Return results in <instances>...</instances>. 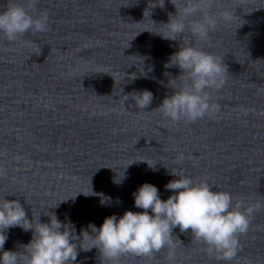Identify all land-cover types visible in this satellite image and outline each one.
I'll use <instances>...</instances> for the list:
<instances>
[{"label":"water","instance_id":"water-1","mask_svg":"<svg viewBox=\"0 0 264 264\" xmlns=\"http://www.w3.org/2000/svg\"><path fill=\"white\" fill-rule=\"evenodd\" d=\"M7 2L0 0V9ZM150 3L157 0H39L49 31L17 42L0 34V199L19 200L29 220L48 223L54 213L80 236L111 215L143 211L132 193L144 183L166 200L173 193L165 185L178 178L170 171L205 178L245 206L264 204V0H246L235 9L238 19L221 23L200 44L223 57L228 70L213 93L219 112L176 124L153 111L171 94L169 76L180 74L165 65L182 38L158 35L176 9L170 0L149 9ZM231 4L221 0L222 7ZM143 90L153 93L144 111L124 101ZM180 153L185 159L177 162ZM173 234L174 264H224L190 230ZM7 235L4 251L32 239L20 227ZM239 242L231 264H264V208ZM99 255L78 248L74 264H106ZM166 255L167 249L152 257L129 254L119 264H169Z\"/></svg>","mask_w":264,"mask_h":264},{"label":"clouds","instance_id":"clouds-1","mask_svg":"<svg viewBox=\"0 0 264 264\" xmlns=\"http://www.w3.org/2000/svg\"><path fill=\"white\" fill-rule=\"evenodd\" d=\"M170 3L175 6L176 14H169L168 22L162 24L164 32L158 35L171 41L182 38L179 50L165 65L177 67L180 74L175 78L167 72L164 74L169 76L167 86L172 91L153 111L174 124L214 118L220 106L213 102V93L224 86L228 70L222 63L223 57L204 51L200 44L208 42L221 23L230 24L238 19L235 9L245 8L246 0H232L227 7L221 6V0H170ZM38 4L39 0L22 3L8 0L0 9V34L9 42H17L26 34L49 31L48 12L39 11ZM157 6L163 7L164 0L148 7ZM146 13L150 15L147 10ZM124 97V101H134L140 111L153 101V93L148 90ZM184 159L183 153L177 156V162ZM170 174L178 178L165 185V191L173 193L166 200L160 198L155 186L144 183L132 193L134 207L143 211H126L122 217L111 215L99 228L90 224V232L82 230L80 236L72 225L62 224L54 213L47 215L48 223H41L39 217L29 220L19 200L0 199V264H74L78 248L97 249L106 264H119L124 255L152 257L167 249L166 259L174 264L178 245L173 230L177 227L181 233L190 230L192 239L204 246L211 259L231 264L240 248L239 237L248 232L253 214L264 208V204L245 206L242 200L234 202L229 192L216 190L205 178H192L178 171ZM104 203L102 199L101 204ZM13 227L32 231V239L17 251H4L7 230ZM86 240L91 241L87 249Z\"/></svg>","mask_w":264,"mask_h":264}]
</instances>
